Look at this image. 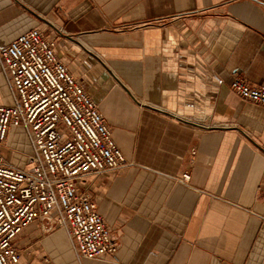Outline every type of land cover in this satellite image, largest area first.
I'll return each mask as SVG.
<instances>
[{
  "label": "crops",
  "instance_id": "crops-1",
  "mask_svg": "<svg viewBox=\"0 0 264 264\" xmlns=\"http://www.w3.org/2000/svg\"><path fill=\"white\" fill-rule=\"evenodd\" d=\"M36 28L127 165L76 181L113 257L77 259L36 221L12 242L18 264H264V106L229 90L234 73L264 88V0H0V49ZM16 134L2 154L23 168Z\"/></svg>",
  "mask_w": 264,
  "mask_h": 264
},
{
  "label": "built area",
  "instance_id": "built-area-1",
  "mask_svg": "<svg viewBox=\"0 0 264 264\" xmlns=\"http://www.w3.org/2000/svg\"><path fill=\"white\" fill-rule=\"evenodd\" d=\"M55 48V40L36 28L0 49V72L10 90V101L0 103V264L19 263L12 242L36 221L45 233L65 231L77 259L113 257L118 249L76 181L127 163L98 107ZM229 90L264 106V88L236 73ZM10 128H22L31 147L23 168L8 165L2 154Z\"/></svg>",
  "mask_w": 264,
  "mask_h": 264
},
{
  "label": "rangeland",
  "instance_id": "rangeland-1",
  "mask_svg": "<svg viewBox=\"0 0 264 264\" xmlns=\"http://www.w3.org/2000/svg\"><path fill=\"white\" fill-rule=\"evenodd\" d=\"M1 99L4 100V101H6V102H7V100L10 99L9 89H8L7 84L5 82V79H4V77L2 75H0V101H1ZM14 138H16L17 140H19V139L21 140V138H22V142L23 143L26 142L25 139H27V137H26L25 134L24 135L16 134L14 136ZM4 151L6 152L4 159L6 160V162L8 163V165H10V166H22L23 165V159H22L21 156H15L13 154H10L9 155V152L7 150H4ZM29 153H31V149H30V152ZM17 159H21V161H20L21 162L20 163L21 165H17L16 164V162H17L16 160Z\"/></svg>",
  "mask_w": 264,
  "mask_h": 264
}]
</instances>
